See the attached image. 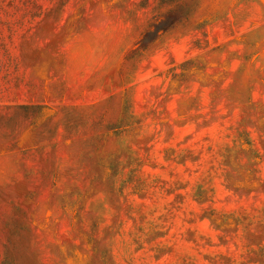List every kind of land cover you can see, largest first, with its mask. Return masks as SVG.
Masks as SVG:
<instances>
[{"label": "rangeland", "instance_id": "rangeland-1", "mask_svg": "<svg viewBox=\"0 0 264 264\" xmlns=\"http://www.w3.org/2000/svg\"><path fill=\"white\" fill-rule=\"evenodd\" d=\"M0 264H264V0H0Z\"/></svg>", "mask_w": 264, "mask_h": 264}, {"label": "trees", "instance_id": "trees-1", "mask_svg": "<svg viewBox=\"0 0 264 264\" xmlns=\"http://www.w3.org/2000/svg\"><path fill=\"white\" fill-rule=\"evenodd\" d=\"M180 21L181 17L172 15L171 12L169 14H164L153 18L141 38L143 48L144 46L148 45L149 43L163 35L165 32H167L176 23H179Z\"/></svg>", "mask_w": 264, "mask_h": 264}]
</instances>
